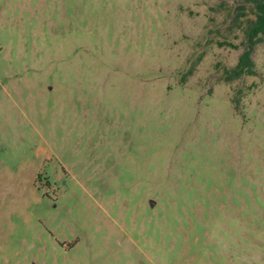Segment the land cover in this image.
Masks as SVG:
<instances>
[{
    "label": "rangeland",
    "instance_id": "rangeland-1",
    "mask_svg": "<svg viewBox=\"0 0 264 264\" xmlns=\"http://www.w3.org/2000/svg\"><path fill=\"white\" fill-rule=\"evenodd\" d=\"M255 18L0 0V264H264V39L225 81Z\"/></svg>",
    "mask_w": 264,
    "mask_h": 264
},
{
    "label": "trees",
    "instance_id": "trees-1",
    "mask_svg": "<svg viewBox=\"0 0 264 264\" xmlns=\"http://www.w3.org/2000/svg\"><path fill=\"white\" fill-rule=\"evenodd\" d=\"M256 18L247 28V48L241 54L238 63L230 70H226L225 81L231 82L245 75H256L255 62L252 58L253 49L264 39V0H253Z\"/></svg>",
    "mask_w": 264,
    "mask_h": 264
},
{
    "label": "water",
    "instance_id": "water-1",
    "mask_svg": "<svg viewBox=\"0 0 264 264\" xmlns=\"http://www.w3.org/2000/svg\"><path fill=\"white\" fill-rule=\"evenodd\" d=\"M150 205L151 206H154L155 205V202L153 200L150 201Z\"/></svg>",
    "mask_w": 264,
    "mask_h": 264
}]
</instances>
